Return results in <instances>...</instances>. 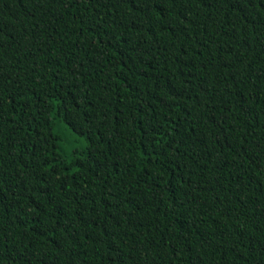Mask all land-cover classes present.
Instances as JSON below:
<instances>
[{"label": "trees", "instance_id": "16d2710c", "mask_svg": "<svg viewBox=\"0 0 264 264\" xmlns=\"http://www.w3.org/2000/svg\"><path fill=\"white\" fill-rule=\"evenodd\" d=\"M0 264H264V0H0Z\"/></svg>", "mask_w": 264, "mask_h": 264}, {"label": "rangeland", "instance_id": "374dc122", "mask_svg": "<svg viewBox=\"0 0 264 264\" xmlns=\"http://www.w3.org/2000/svg\"><path fill=\"white\" fill-rule=\"evenodd\" d=\"M61 148L65 153H70L75 147H85L87 141L83 136H79L67 128L64 124L60 125Z\"/></svg>", "mask_w": 264, "mask_h": 264}]
</instances>
